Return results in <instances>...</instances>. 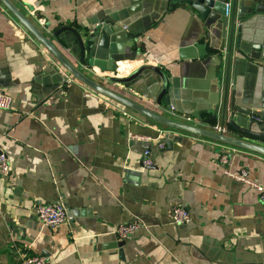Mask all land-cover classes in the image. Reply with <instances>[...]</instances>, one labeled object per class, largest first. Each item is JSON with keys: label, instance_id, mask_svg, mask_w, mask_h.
Masks as SVG:
<instances>
[{"label": "crops", "instance_id": "1", "mask_svg": "<svg viewBox=\"0 0 264 264\" xmlns=\"http://www.w3.org/2000/svg\"><path fill=\"white\" fill-rule=\"evenodd\" d=\"M11 1L93 80L172 119L190 115L193 124L208 126L202 124L207 114L191 113L216 101L223 84L224 27L213 16L203 20L187 6L160 10L159 0ZM260 10L240 41L234 32L229 74L238 59L236 96L264 112V1ZM108 16L114 25L95 35L102 69L80 62L53 36L66 25L88 37ZM121 23L144 29L128 42L124 30L115 31ZM143 64L163 71L182 111L173 114L110 80ZM63 70L0 2V91L13 97L12 108L0 110V150L10 164L9 175L0 176V264H19L24 255L52 264H264V202L225 176L219 163L228 151L231 169H246L264 186V155L132 110L125 115L123 105L76 79L63 85ZM129 133L152 138L149 167L141 165V141ZM165 134L170 145L157 149ZM58 201L69 218L43 226L35 206ZM173 206L187 209L191 220L174 224ZM131 221L142 225L119 240L116 227Z\"/></svg>", "mask_w": 264, "mask_h": 264}, {"label": "water", "instance_id": "2", "mask_svg": "<svg viewBox=\"0 0 264 264\" xmlns=\"http://www.w3.org/2000/svg\"><path fill=\"white\" fill-rule=\"evenodd\" d=\"M264 0H159L160 10L172 9L187 6L191 10L198 13V15L206 20L213 16L224 27V40L226 48L225 59V73L223 84L218 88V98L213 103H207L197 109L194 116H201L207 114L203 119L202 124L205 123L207 127L185 123L172 119L168 116L150 109L112 89L105 87L97 81L90 78L76 65H74L63 52L52 42L50 37L45 36L42 31L35 25L30 18H28L20 8L11 0H0V2L14 15L18 22L34 37V39L42 45L52 57L77 81L83 85L94 90L95 92L106 96L107 98L120 103L125 108L135 111L139 115L148 117L152 121L162 124L172 129L182 130L191 134L201 135L222 143L241 147L251 151H255L264 155V146L252 141L242 139L239 136H248L264 141V112L253 110L251 107L243 105L239 102L236 96V66L238 59L235 61V67L232 78H230V65L233 52L234 32L237 30L236 41L241 40L244 26L250 22L255 21L257 13L260 12V2ZM226 4H228V14L226 15ZM144 23L147 18L142 17ZM239 23V27L235 24ZM96 29H93L91 34L81 33L72 26H61L54 30L53 36L60 39L62 45L66 47L80 62H85L88 65H96L97 63L96 51L100 46L95 35L98 30L102 32L107 25L113 26L111 17L107 20L98 21ZM144 29L136 28L135 25L121 23L117 26L116 32L123 31L126 34L128 42L137 40L140 32ZM96 32V33H94ZM238 58H243L238 56ZM102 69V67H100ZM112 69V68H110ZM109 69V70H110ZM110 80L122 84L123 87L132 88L148 99H153L156 104H164L167 107L173 106L175 110L182 108V101L177 91L168 85V80L163 71L151 64H143L135 69L132 73L121 77H110ZM182 111V110H179ZM189 113V111H183ZM217 124L216 129H210V124ZM235 135H238L235 136ZM170 134H165V139L159 142H165L170 145L171 141L168 137ZM142 146H151V142H141ZM141 152L143 147H141ZM142 165V161H141ZM149 167V166H148ZM122 242V241H121Z\"/></svg>", "mask_w": 264, "mask_h": 264}, {"label": "built area", "instance_id": "3", "mask_svg": "<svg viewBox=\"0 0 264 264\" xmlns=\"http://www.w3.org/2000/svg\"><path fill=\"white\" fill-rule=\"evenodd\" d=\"M226 15L228 14V4H226ZM64 76L63 85H69L75 79L64 69L62 71ZM13 106V97L4 91H0V110H8ZM126 115L131 111L128 108L124 110ZM169 111L173 114H176V110L173 106H170ZM182 122L193 124L195 123L194 119L190 115H181ZM195 125V124H194ZM216 126H213L212 129H216ZM129 137L133 140H139L141 142H153L151 137H137L133 133H129ZM157 149L163 148V142L156 143ZM151 146H143L141 152L142 155V166L148 167L152 165V150ZM228 151L222 152L219 155V163L223 166V174L229 179H232L235 182L241 183L247 187H250L256 190L259 193L260 199L264 202V186L251 178L246 169L233 170L229 166V155ZM10 173V164L6 153L0 150V176H8ZM35 215L40 221V223L45 227H54L69 218V215L66 211V207L60 201L53 203H41L35 206ZM171 221L174 224H183L191 220L190 214L187 209L182 206H173L171 208ZM142 225L140 221H131L127 223L119 224L115 229L116 237L119 240H126L131 237ZM19 264H52L46 257L42 255H24L21 257Z\"/></svg>", "mask_w": 264, "mask_h": 264}]
</instances>
